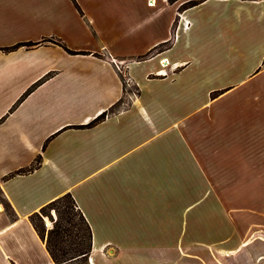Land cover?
<instances>
[{
	"label": "crops",
	"instance_id": "crops-1",
	"mask_svg": "<svg viewBox=\"0 0 264 264\" xmlns=\"http://www.w3.org/2000/svg\"><path fill=\"white\" fill-rule=\"evenodd\" d=\"M191 1L0 0V264H56L29 216L67 192L86 264L258 247L215 184L264 183V0Z\"/></svg>",
	"mask_w": 264,
	"mask_h": 264
},
{
	"label": "trees",
	"instance_id": "trees-1",
	"mask_svg": "<svg viewBox=\"0 0 264 264\" xmlns=\"http://www.w3.org/2000/svg\"><path fill=\"white\" fill-rule=\"evenodd\" d=\"M169 1L172 2L173 0ZM191 3L192 2L190 1L186 4H182L180 9ZM36 43L37 42L16 43L4 49H14L21 45L33 46ZM169 44L170 40L162 46H167ZM147 55H149V53L141 55L138 58H145ZM31 88L32 87L28 88L26 92L18 98L13 106L19 103L24 95L31 90ZM103 117L104 113H101L95 117L90 124L98 122ZM39 163L40 157L36 158L30 167L18 169L14 171L13 174H23L29 172L36 168ZM45 206H50V208L53 209L55 216L52 226L48 229H46L42 223L37 224L34 219L35 216L41 215ZM45 206L40 209L41 212H35L31 214L29 218L39 237L44 241L46 249L53 261L56 264H69L71 261H76L77 264H84L91 248V229L83 213L77 207L71 194L68 192L64 193L48 202ZM49 216L52 217V213H49Z\"/></svg>",
	"mask_w": 264,
	"mask_h": 264
},
{
	"label": "rangeland",
	"instance_id": "rangeland-1",
	"mask_svg": "<svg viewBox=\"0 0 264 264\" xmlns=\"http://www.w3.org/2000/svg\"><path fill=\"white\" fill-rule=\"evenodd\" d=\"M176 2H180L182 4H186L190 2L191 0H173ZM192 2V1H191ZM152 5V4H150ZM169 41V40H168ZM119 66V69H122V64L118 62L117 64ZM124 89L126 90V98L127 100L134 98L137 94V88L134 87L130 80L126 77L124 79ZM118 105L117 107H119ZM224 188L226 191L227 197L225 195H221L222 200L228 207L231 208L233 211V215L236 218L238 224L240 225V221H242V224H245L247 226H253L256 228V230L261 229L259 232H254L256 236L260 237L258 242V247L254 248L251 246H246V248L241 249L240 251L230 255H220L215 254L211 255V253H205L204 256H206V259L204 262L200 260V264H251L255 259L254 258L257 253L249 254L254 249H258V251L262 252L264 250V183L262 184H254V183H223V184H215L216 191L219 189ZM241 195H245L243 198ZM246 195H252V196H246ZM259 197L256 199V196ZM262 196V197H260ZM3 204V203H2ZM5 209L8 212L9 216H12V213L10 212L9 208L4 205ZM251 208V210H250ZM253 209V210H252ZM41 212V211H40ZM44 212V213H43ZM43 212H41V215L35 216L34 219L37 224L44 225L46 229L52 226L53 221L55 219L54 211L50 206H45L43 208ZM49 213H52V217L49 216ZM42 220V222H41ZM253 235V233H248L246 236ZM262 239V240H261ZM247 255H251L247 256ZM264 256V252L262 254ZM260 261H263L261 263ZM251 262V263H250ZM69 264H77L76 261H71ZM86 264V261H85ZM256 264H264V258L259 260Z\"/></svg>",
	"mask_w": 264,
	"mask_h": 264
},
{
	"label": "built area",
	"instance_id": "built-area-1",
	"mask_svg": "<svg viewBox=\"0 0 264 264\" xmlns=\"http://www.w3.org/2000/svg\"><path fill=\"white\" fill-rule=\"evenodd\" d=\"M151 2L153 3V0H148V4H151ZM162 60H164V59H162ZM162 63V66H164L165 64H164V61H161ZM114 63L116 64V66L119 68V66L117 65L118 63L116 62V61H114Z\"/></svg>",
	"mask_w": 264,
	"mask_h": 264
},
{
	"label": "bare ground",
	"instance_id": "bare-ground-1",
	"mask_svg": "<svg viewBox=\"0 0 264 264\" xmlns=\"http://www.w3.org/2000/svg\"><path fill=\"white\" fill-rule=\"evenodd\" d=\"M151 4H152V2H151ZM165 60V59H164ZM0 209H1V205H0Z\"/></svg>",
	"mask_w": 264,
	"mask_h": 264
}]
</instances>
